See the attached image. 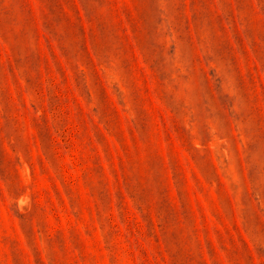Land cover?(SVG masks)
<instances>
[{"label":"rangeland","instance_id":"374dc122","mask_svg":"<svg viewBox=\"0 0 264 264\" xmlns=\"http://www.w3.org/2000/svg\"><path fill=\"white\" fill-rule=\"evenodd\" d=\"M0 264H264V0H0Z\"/></svg>","mask_w":264,"mask_h":264}]
</instances>
